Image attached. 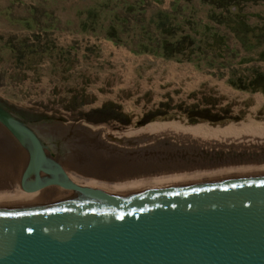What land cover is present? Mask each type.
<instances>
[{
	"label": "rangeland",
	"instance_id": "374dc122",
	"mask_svg": "<svg viewBox=\"0 0 264 264\" xmlns=\"http://www.w3.org/2000/svg\"><path fill=\"white\" fill-rule=\"evenodd\" d=\"M94 1L0 0V101L41 119L32 123L42 135L52 137L42 119L103 125L117 136L136 135L168 122L211 127L264 123V91L239 88L264 77V0H231L234 14L229 13L228 0L219 1L223 8L190 0L186 14L193 24L185 30L199 40L193 48L201 52L193 56H200V62L140 57L132 46L105 38L112 21L109 14L98 25L88 23L91 31L84 35V11ZM146 1V19L157 9H170L174 2ZM230 18L234 25L241 21L240 33L232 32ZM193 26L200 31L197 35ZM118 29L122 41L140 30L134 21ZM113 43L116 47L110 48ZM260 81L264 83V78ZM162 102L166 106L160 107ZM107 104L117 106L122 115L107 107L106 117L130 118L131 123L93 122L105 117L94 111ZM192 105L198 107L195 116L207 114L224 122L191 123L186 111ZM158 108L168 116L138 124ZM4 141L9 142L12 157H7L11 149H3ZM22 154L0 128V174L17 171ZM87 158L93 162L91 155Z\"/></svg>",
	"mask_w": 264,
	"mask_h": 264
},
{
	"label": "water",
	"instance_id": "95a60500",
	"mask_svg": "<svg viewBox=\"0 0 264 264\" xmlns=\"http://www.w3.org/2000/svg\"><path fill=\"white\" fill-rule=\"evenodd\" d=\"M0 128L25 153L24 189L58 184L82 194L0 209V264H264V177L121 198L69 175L64 140L1 101Z\"/></svg>",
	"mask_w": 264,
	"mask_h": 264
},
{
	"label": "bare ground",
	"instance_id": "6f19581e",
	"mask_svg": "<svg viewBox=\"0 0 264 264\" xmlns=\"http://www.w3.org/2000/svg\"><path fill=\"white\" fill-rule=\"evenodd\" d=\"M66 126L50 130L64 140L67 154L60 162L62 167L65 165V171L87 185L121 198L210 182L264 177V123L211 127L168 122L127 136H117L103 125L84 121ZM1 145L4 150L11 149L7 157H12L9 142ZM22 153L25 160L23 149ZM89 155L93 162H88ZM8 160L11 164L12 159ZM24 160L23 164L19 161L17 171L10 169L0 174V209L82 197L75 188L58 184L24 189L20 182Z\"/></svg>",
	"mask_w": 264,
	"mask_h": 264
},
{
	"label": "trees",
	"instance_id": "16d2710c",
	"mask_svg": "<svg viewBox=\"0 0 264 264\" xmlns=\"http://www.w3.org/2000/svg\"><path fill=\"white\" fill-rule=\"evenodd\" d=\"M204 3H210L214 6H218L219 1L221 0H201ZM146 0H134L133 2L129 0H95L92 5L87 7L84 11L86 14L85 20L81 23L82 32L91 31L89 24L98 25L100 24L101 17L103 15L109 14L111 20L108 28L109 30L106 32L105 38L113 40L116 44H124L125 46H132V50L136 54H152L158 57H162L170 60H178V61H196L200 62V56H193L196 51L201 52V48L195 49L193 48L197 45L199 41L195 36L191 35L190 32H187L185 28L193 24L192 21L188 18L186 12L189 9L188 3L190 0H174L170 9H157L154 13L151 14L149 19H146L145 14V5ZM183 2V3H180ZM231 4V0H228L227 7L229 8ZM223 4L218 7H222ZM236 12L235 7H230L229 13L234 14ZM106 20V18L102 19V22ZM134 21L135 25L139 26L140 30L135 31L130 36L129 41H122L119 36L120 30L118 26L124 27L126 24H130ZM232 26L231 30L236 34V32L240 33V28L238 25L240 23L235 24L232 18L228 21ZM102 27L105 28V25L102 24ZM247 28V24H246ZM96 32V30H92ZM192 31L195 35H197L200 31L193 26ZM210 58V57H209ZM206 57V59H209ZM214 61H210L212 64ZM264 75V74H263ZM264 77L256 78L250 83V87H239L240 89H252L255 91L263 90L264 91V83L260 80ZM231 82V81H230ZM234 84V83H233ZM235 85V84H234ZM166 106L165 102H162L160 107ZM106 107V108H104ZM100 109H95L94 114H104L107 107H113L117 114H121L119 108L110 104L105 105ZM181 108V107H180ZM198 107L196 105H192L191 108H188L186 111L189 117V121L191 123H196L198 121H210L213 124L224 122V118H215L209 116L207 114L197 115L196 113L199 111L196 110ZM161 109L152 110L146 114L145 118L138 122V124L142 125L147 122H150L160 115L168 116L167 113H163L160 111ZM206 111V110H204ZM122 115V114H121ZM112 116L103 117L101 120H92L95 123L99 122H110L112 120H122L124 125L131 123V119L123 120L121 117L116 116L113 118ZM172 117V116H171Z\"/></svg>",
	"mask_w": 264,
	"mask_h": 264
},
{
	"label": "flooded vegetation",
	"instance_id": "af4514ba",
	"mask_svg": "<svg viewBox=\"0 0 264 264\" xmlns=\"http://www.w3.org/2000/svg\"><path fill=\"white\" fill-rule=\"evenodd\" d=\"M11 108V107H10ZM13 109V108H12ZM14 110V109H13ZM17 114H19L20 116L24 117L26 119V121H28V123H32L34 120H41L37 117H35L34 115H32L30 112H22V111H19V110H14ZM58 120H54V121H51L49 119H42V122L43 123H54ZM61 121V120H60Z\"/></svg>",
	"mask_w": 264,
	"mask_h": 264
},
{
	"label": "crops",
	"instance_id": "0c3cea01",
	"mask_svg": "<svg viewBox=\"0 0 264 264\" xmlns=\"http://www.w3.org/2000/svg\"><path fill=\"white\" fill-rule=\"evenodd\" d=\"M88 32H83V34L84 35H89V34H87ZM92 41H90V43H91ZM103 45H105V43L104 42H101ZM110 47V46H109ZM116 47V45H114V43H113V45L110 47V48H115ZM140 57L142 56V57H145V58H147V59H150V60H154V58H158L157 56H155V55H151V54H141V55H139ZM165 60V59H164Z\"/></svg>",
	"mask_w": 264,
	"mask_h": 264
}]
</instances>
